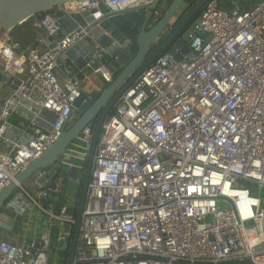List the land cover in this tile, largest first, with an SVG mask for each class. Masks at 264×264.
<instances>
[{
  "label": "built area",
  "instance_id": "built-area-1",
  "mask_svg": "<svg viewBox=\"0 0 264 264\" xmlns=\"http://www.w3.org/2000/svg\"><path fill=\"white\" fill-rule=\"evenodd\" d=\"M151 1L78 0L43 13L34 26L53 36L61 29L59 12L111 16ZM172 1H160L148 28ZM256 1L241 10L239 0L232 9L208 0L195 29L209 39L191 37L179 61L162 53L118 98L96 144L72 264H264V0ZM88 26L51 50L22 48L9 37L0 42V72L18 81L15 90L0 89V192L72 119L87 73L68 67L60 80L55 70L90 35ZM106 64L93 71L102 86L112 81ZM14 116L27 122L23 141L11 136ZM92 132L88 125L80 134L85 149ZM21 191L26 224L40 217L43 231L0 240V264H59L50 253L54 230L69 227L70 245L71 205L54 208L48 198L57 189ZM53 247L67 264L69 252Z\"/></svg>",
  "mask_w": 264,
  "mask_h": 264
},
{
  "label": "water",
  "instance_id": "water-1",
  "mask_svg": "<svg viewBox=\"0 0 264 264\" xmlns=\"http://www.w3.org/2000/svg\"><path fill=\"white\" fill-rule=\"evenodd\" d=\"M75 1L78 0H0V42L5 37L11 38L12 28L23 22L33 24L43 13ZM160 1L152 0L145 7L127 9L111 16L105 12L101 15L103 10H99L66 18L59 12L60 31L48 36L43 28H39L44 44L51 50L74 29L89 25L90 35L70 47L64 53L63 61L82 72L87 68L95 71L106 60V70L112 81L98 91L82 92L73 104L72 119L62 126L59 138L0 192V230L16 236L27 222L28 210L17 212L13 208L17 198L11 199V194L15 190H24L25 185L30 190L31 186L57 189L58 194H51L48 200L54 208L59 207L62 200L71 201L68 213L76 217L70 245L63 240L57 249L68 251L67 264L73 263L96 144L118 98L162 53L179 61L180 55L188 53L191 37L209 39L195 29L197 15L208 0H173L162 18L148 28ZM220 1L234 5L238 0ZM102 50L106 51L105 55ZM99 54L104 56L100 61L96 58ZM17 85V80L0 72L1 90H15ZM3 102L4 98L0 97V106ZM88 125L93 127L90 147L79 152L80 134Z\"/></svg>",
  "mask_w": 264,
  "mask_h": 264
},
{
  "label": "crops",
  "instance_id": "crops-1",
  "mask_svg": "<svg viewBox=\"0 0 264 264\" xmlns=\"http://www.w3.org/2000/svg\"><path fill=\"white\" fill-rule=\"evenodd\" d=\"M10 37L12 40L17 41L18 43L21 44L22 48H24L26 45H31V44H35L39 49L41 50H47L48 47L46 45H38L36 44V40H38L39 38H42V34L40 32L39 29H37L33 24H29L27 22H23L22 24L14 27L11 29L10 31ZM68 67H70L71 70H68L69 72H72L74 74L80 75L83 73H87V79L84 80V92H91V91H98L100 89H102V82L99 78L98 75H95L93 73V71H91L90 69H85V72H81L79 70H77L76 68H74L73 66L69 65V64H65L63 66H59L56 70L55 73L58 75L60 80H63L64 78H66L68 76L67 73V69ZM22 117L25 119L26 117H30V114H23ZM17 118L20 120L21 118L19 116H17ZM43 118L46 119H50L51 115L43 113ZM23 119V120H24ZM26 125L27 122L24 120L20 121L18 124H12L11 122V136L12 138L16 139V140H20L23 141L26 138V133H27V129H26ZM83 152V151H81ZM31 191L34 192L37 190V188H33L31 186ZM26 201L24 203V205H22L23 207L25 206ZM26 209V207H24ZM23 208V209H24ZM36 218H31L30 223L25 225V228L23 230V234L22 231L18 232V235L14 236L13 234H10L4 230H0V240H7L10 242H19L20 239H24V238H30L34 235H38L43 231V224L42 221H37L33 220ZM69 232L70 229L69 227H63V228H56L54 230V244L55 247H60L62 246L63 240L68 239L69 237Z\"/></svg>",
  "mask_w": 264,
  "mask_h": 264
},
{
  "label": "rangeland",
  "instance_id": "rangeland-1",
  "mask_svg": "<svg viewBox=\"0 0 264 264\" xmlns=\"http://www.w3.org/2000/svg\"><path fill=\"white\" fill-rule=\"evenodd\" d=\"M256 3H257L256 0H239L237 7L241 10H250L251 8H253L256 5ZM223 6H224V8H229V9L233 8V5L228 4V3H225ZM84 149H85V144L80 143V148L78 149L79 152L83 151ZM22 188L25 191H27L28 193L33 195V192L29 189L28 185H25ZM12 198H17V201H19V203L22 205H24V203H25L24 194L19 189L15 190L11 194V199ZM70 203H71V201H68V200H62L61 201V205L70 204ZM221 207L223 209L230 208L229 204H227V203H225V204L221 203ZM37 220H40V217H38ZM53 243H54V240H53ZM53 243H52L51 250H50L51 256L54 260L58 261L59 264H61L62 262H64V259H65L64 253L55 251L54 250L55 248L53 247Z\"/></svg>",
  "mask_w": 264,
  "mask_h": 264
},
{
  "label": "trees",
  "instance_id": "trees-1",
  "mask_svg": "<svg viewBox=\"0 0 264 264\" xmlns=\"http://www.w3.org/2000/svg\"><path fill=\"white\" fill-rule=\"evenodd\" d=\"M10 121L14 125V124H18L20 121H23V120L22 119L19 120L16 116H14ZM66 241H67V243H69V241H70L69 238L66 239Z\"/></svg>",
  "mask_w": 264,
  "mask_h": 264
}]
</instances>
